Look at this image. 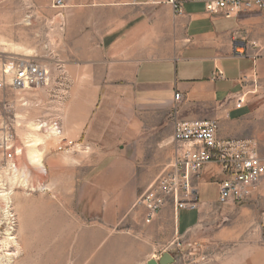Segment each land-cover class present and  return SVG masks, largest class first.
Listing matches in <instances>:
<instances>
[{
	"label": "crops",
	"instance_id": "obj_1",
	"mask_svg": "<svg viewBox=\"0 0 264 264\" xmlns=\"http://www.w3.org/2000/svg\"><path fill=\"white\" fill-rule=\"evenodd\" d=\"M173 1L66 0L65 36L36 60L48 68L47 83L4 92L11 110L2 108V125L17 142L36 145L32 164H58L68 190L84 200L92 184L91 191L133 193L134 176L151 184L175 154L176 119L217 120L219 138H252L264 160L251 131L264 125V8L224 17L198 0ZM216 70L222 78L213 77ZM61 139L72 143L65 154L54 152ZM223 178L216 163L201 169L194 179L199 206L218 201ZM170 212L181 220L182 210L166 204L149 223L152 243L155 231L170 226ZM160 247L150 248L151 258Z\"/></svg>",
	"mask_w": 264,
	"mask_h": 264
},
{
	"label": "rangeland",
	"instance_id": "obj_2",
	"mask_svg": "<svg viewBox=\"0 0 264 264\" xmlns=\"http://www.w3.org/2000/svg\"><path fill=\"white\" fill-rule=\"evenodd\" d=\"M65 9L66 0L62 9L53 8L51 0H0V63L7 56L39 60L52 55L65 36ZM9 79L0 69L6 83L0 88V193L8 192L6 200L0 194V264H146L150 248L162 244L174 257L171 264H264V176L242 202L182 210L177 223L170 212V226L155 231L152 243L150 224L137 203L150 180L143 185L142 177L134 176L128 187L135 193L91 191L92 184L87 201L83 193L68 190L66 172L58 164L52 168L42 162L38 168L30 163L26 144L17 142L12 130V157H5L2 103ZM251 131L264 152V125ZM58 145L54 152L65 154Z\"/></svg>",
	"mask_w": 264,
	"mask_h": 264
},
{
	"label": "built area",
	"instance_id": "obj_3",
	"mask_svg": "<svg viewBox=\"0 0 264 264\" xmlns=\"http://www.w3.org/2000/svg\"><path fill=\"white\" fill-rule=\"evenodd\" d=\"M173 3V0H167ZM210 13H221L224 17L236 15L242 9H263L264 0H198ZM53 8L61 9L65 0H51ZM177 14L182 13L176 6ZM241 52L240 50L238 51ZM4 76H9V88L19 90L26 87L44 85L48 81V68L34 59L7 56L0 63ZM214 78H222L223 73L216 70ZM0 80V88L5 86ZM179 94H175L178 100ZM244 95L237 97L235 107L240 108ZM6 112L11 108L2 103ZM56 128V126H55ZM5 157H12L13 138L8 124L3 126ZM219 124L214 119L174 120L173 141L176 151L165 169L139 196L137 203L144 208L143 221L151 223L159 211L168 203L174 211L195 210L199 206L198 187L195 178L208 163L219 165L224 178L218 186V203L229 200L242 202L248 196L249 188L264 176V160L258 155V144L252 138L222 139L218 137ZM57 131H59L57 129ZM70 141L61 139L58 149L67 150Z\"/></svg>",
	"mask_w": 264,
	"mask_h": 264
},
{
	"label": "bare ground",
	"instance_id": "obj_4",
	"mask_svg": "<svg viewBox=\"0 0 264 264\" xmlns=\"http://www.w3.org/2000/svg\"><path fill=\"white\" fill-rule=\"evenodd\" d=\"M55 127V126H54ZM57 128V127H56ZM54 132H56V130L54 129ZM58 132V131H57ZM56 132V133H57ZM58 134V133H57ZM36 145L35 144H28V145H26V152H27V156H28V158H29V161L31 162V163H38V158H37V152H36ZM14 173V172H13ZM11 176H13L14 177V174H12ZM1 194V196H2V198H4L5 200L7 199V197H8V192H3V194L2 193H0ZM7 212V211H6ZM5 213V212H4ZM8 214H9V212H8ZM6 216H7V214H5ZM8 231V230H7ZM12 238V237H11Z\"/></svg>",
	"mask_w": 264,
	"mask_h": 264
},
{
	"label": "water",
	"instance_id": "obj_5",
	"mask_svg": "<svg viewBox=\"0 0 264 264\" xmlns=\"http://www.w3.org/2000/svg\"><path fill=\"white\" fill-rule=\"evenodd\" d=\"M173 262L174 257L169 252H163L157 259H148L146 264H171Z\"/></svg>",
	"mask_w": 264,
	"mask_h": 264
}]
</instances>
